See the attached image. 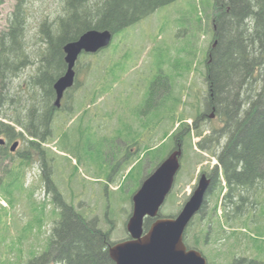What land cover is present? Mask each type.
<instances>
[{"label": "rangeland", "instance_id": "374dc122", "mask_svg": "<svg viewBox=\"0 0 264 264\" xmlns=\"http://www.w3.org/2000/svg\"><path fill=\"white\" fill-rule=\"evenodd\" d=\"M17 1L0 0V33ZM212 3L213 0H172L113 35L111 43L119 42L116 49L109 47L104 51L80 54L75 66L76 85L64 98L63 108L54 114L51 134L41 143L40 151L45 150L42 156L30 149L33 152L30 162L23 166L20 153L27 151L28 143L20 136L7 137L9 142L4 148L8 154L0 156V177L6 175L5 169L13 166L22 173L20 183L14 182L13 175L4 177L6 182L11 181L12 189L8 194L11 193L12 203L0 193V199L4 200L0 204L5 208L0 221V259L4 264L7 260L27 264L33 255L49 248L59 205L53 201L54 192L48 190L45 176L65 202L74 205L87 219H95L100 228L110 230L112 242L129 236L126 223L132 211V195L160 163L156 165L149 158L148 144L162 145L169 140V135L163 131L169 127V118L161 126L152 124L151 129L143 126L144 117L140 112L146 109L149 86L157 82L154 100L158 99L157 95L166 93L167 89L159 85L165 79L171 84L174 95L181 90L180 94L189 91L181 96L187 103L183 106L185 110L181 106L177 109L181 108L190 125L194 123L193 108L202 107L206 96L201 75L205 51L213 41ZM60 7V0H29L26 33L32 52L40 47L39 24L59 14ZM189 59H193L190 71H180ZM116 62L121 68L111 75L109 68ZM36 66L27 68L26 72L33 71ZM21 73L13 89L23 84ZM188 102L194 104L193 108ZM202 121V125L209 126L213 120L209 121L206 116ZM177 125L178 122L172 131ZM119 128L124 133L123 142L116 136ZM140 132L135 144L131 137ZM0 137L5 136L0 133ZM199 139L195 135L192 142ZM15 141L17 145L10 151ZM128 146L133 147V152L126 151ZM39 157L42 163L46 157L51 166L46 175ZM216 161L212 153L201 151L197 145L185 151L182 147L181 167L159 215L175 216L194 189L199 175L213 169ZM224 181L221 179L219 187L208 192L202 209L190 221L184 233L186 245L200 250L207 264H225L239 255L264 260L263 197L261 204L255 207L251 202H243L240 210H245V215L231 213L228 220L220 201L226 192ZM150 222L146 221V226ZM201 228L209 232H204L205 241L201 239L199 245L194 246L196 235L200 239Z\"/></svg>", "mask_w": 264, "mask_h": 264}, {"label": "trees", "instance_id": "16d2710c", "mask_svg": "<svg viewBox=\"0 0 264 264\" xmlns=\"http://www.w3.org/2000/svg\"><path fill=\"white\" fill-rule=\"evenodd\" d=\"M170 1L60 0L59 14L45 18L39 24L40 47L36 52L31 51L27 41L29 0L16 2L6 27L0 33V133L10 139L20 136L28 143L25 146L27 151L20 153L23 166L30 162V154L33 153L30 149L45 153L39 147L51 134V123L57 110L53 84L66 69L64 44L92 28L109 29L115 36ZM211 10L213 41L205 51L201 75L206 85V96L202 107L193 108L194 104L188 102L195 111L194 123L190 125L184 112L180 111L187 105L181 96L189 91L180 94L181 90L174 95L165 78L159 85L167 89L166 93L160 97L157 95L158 99L154 100L157 82L150 84L145 99L146 109L140 113L144 117L143 126L148 129L152 124L161 126L164 120L170 119L168 128L171 129L163 130L165 135H169L167 144H148L149 158L156 165L178 144L184 151L197 145L201 151H208L216 157L214 167L220 165L226 187L220 201L229 220L231 213L245 215V210H240L243 202H251L255 207L261 204V196L264 200V0H213ZM118 45V41L111 43L101 51L109 47L116 49ZM192 61L186 60L180 71L189 72ZM34 65L37 66L32 68L33 71L26 72ZM117 65L118 62L109 68L111 75L121 68ZM21 72L23 84L13 89V83ZM179 106L181 108L177 109ZM212 111L215 114L209 118V121L213 120L212 124L202 125L205 114ZM16 127L20 130L16 131ZM121 132L120 128L117 129L116 136ZM140 134L131 137L135 144ZM195 135L200 139L192 142ZM7 151L0 145L2 158L8 154ZM46 161L44 157L42 169L45 175L51 168ZM13 167L5 169L4 174L13 175L14 182L20 183L22 172ZM6 175L0 177V193L6 195L8 203H12L11 193L8 194L12 185L11 181L4 180ZM45 180L48 190L54 192L53 201L59 205L58 216L50 232L48 250L33 255L27 264H114L108 254V248L114 243L110 240V230L100 228L95 219L84 217L74 205L63 200L49 178L45 176ZM218 183L211 185L209 193L219 187ZM2 211L5 208L0 204V221L3 220ZM207 228L199 230L200 239L196 235L194 246H198L201 239L205 241L204 232H209ZM7 262L14 264L10 260ZM0 264H4L2 258ZM225 264H264V260L239 255Z\"/></svg>", "mask_w": 264, "mask_h": 264}, {"label": "water", "instance_id": "95a60500", "mask_svg": "<svg viewBox=\"0 0 264 264\" xmlns=\"http://www.w3.org/2000/svg\"><path fill=\"white\" fill-rule=\"evenodd\" d=\"M109 29H88L77 39L64 44L66 69L53 84L54 106L60 107L65 91L75 82V64L81 53H95L110 45ZM215 116L209 113V118ZM5 140L0 138V145ZM15 141L10 150L14 151ZM181 144L171 150L158 166L141 182L132 195V211L126 223L129 238L113 243L108 254L114 264H207L203 253L184 242L185 230L205 203L211 179L202 172L198 181L175 216H160L159 210L171 191L181 167ZM146 226V221H150Z\"/></svg>", "mask_w": 264, "mask_h": 264}, {"label": "flooded vegetation", "instance_id": "af4514ba", "mask_svg": "<svg viewBox=\"0 0 264 264\" xmlns=\"http://www.w3.org/2000/svg\"><path fill=\"white\" fill-rule=\"evenodd\" d=\"M76 75H77V72H76V69H75V82H76ZM74 85H75V83H74ZM74 85L72 87H70L67 91L64 92L63 97L61 99V105H60V107L56 108L57 109L56 112H59V110H61L63 108V106H64V98L70 92L71 88L74 87ZM206 116L209 118V114H205V117ZM121 133L122 134L117 135V137H118V139L121 142H123L124 141V139H123V132H121ZM4 136L5 137L3 139L5 140V142L3 144H1L2 146L6 145L9 142V139L7 138V136L6 135H4ZM9 149H10V147H9ZM128 151L129 152H133V147L128 146ZM42 152H43V150H42ZM121 154H123V148L121 149ZM38 155H40V154H38ZM41 156H42V154H41ZM39 161H40V166L42 168V160H41L40 157H39ZM216 164H217V161H216ZM204 173L207 175V177H209L211 179V183H210L209 189L207 191V194H208V192L211 190V185L212 184L217 185V183L219 182V180H221L223 178V174H222L220 165H218L217 168L214 167L210 171H206ZM260 183L262 184V180H260ZM261 184H260V186H261ZM207 194H206V196H207ZM263 194L261 193V195H263ZM128 238H129V236L126 237L125 239H128ZM125 239H123V240H125Z\"/></svg>", "mask_w": 264, "mask_h": 264}, {"label": "built area", "instance_id": "2783aa9c", "mask_svg": "<svg viewBox=\"0 0 264 264\" xmlns=\"http://www.w3.org/2000/svg\"><path fill=\"white\" fill-rule=\"evenodd\" d=\"M0 203H4V202L0 199Z\"/></svg>", "mask_w": 264, "mask_h": 264}]
</instances>
